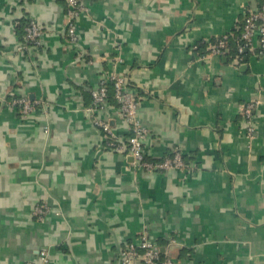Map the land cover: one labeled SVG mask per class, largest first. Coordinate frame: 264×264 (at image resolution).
<instances>
[{"label":"crops","instance_id":"1","mask_svg":"<svg viewBox=\"0 0 264 264\" xmlns=\"http://www.w3.org/2000/svg\"><path fill=\"white\" fill-rule=\"evenodd\" d=\"M260 4L91 0L72 45L65 0H0V264L42 250L50 264H123L143 233L177 264H264V51L209 52ZM30 20L42 42L20 51ZM114 73L138 94L147 157L181 152L184 170L147 172L108 149L95 119L127 138L119 103L89 108ZM14 98L42 104L25 117ZM255 101L250 137L242 108Z\"/></svg>","mask_w":264,"mask_h":264},{"label":"built area","instance_id":"2","mask_svg":"<svg viewBox=\"0 0 264 264\" xmlns=\"http://www.w3.org/2000/svg\"><path fill=\"white\" fill-rule=\"evenodd\" d=\"M91 0H65L66 11V33L72 45H77L79 36L77 24L82 16L89 12L88 3ZM243 31L240 40L243 45L239 47L237 62H242L241 56L247 48L253 49L254 42L264 51V0L256 9H249L242 24ZM240 28V27H239ZM43 31L40 25L30 20L25 26V43L19 46L24 51L29 46H39L42 42ZM229 35L221 37L217 44L210 47L209 52L214 55L227 56V41ZM112 83L115 100L119 103L120 112L128 125L129 136L125 139L119 137L108 122L101 118L95 119V125L100 128L105 136L107 147L117 154H125L133 158L134 165L147 172H162L169 169L184 170L186 165L182 159L181 152L166 158L160 162L150 161L145 150V141L149 136L148 129L143 126L138 117V94L130 87L128 80L120 74H110L103 78L99 86L91 91L93 102L89 108L91 114L102 111L108 103L107 84ZM10 106L18 108L19 112L26 116L32 114L35 108L40 107L41 101H30L26 98H14L9 102ZM260 102H249L242 108V114L247 121L248 135L252 137L255 133V113ZM50 209L45 205H38L33 210V216L38 220H44ZM123 264H177L170 256L163 253L160 247L146 233H143L137 242H131L122 254ZM28 264H50L47 250L39 253L38 262Z\"/></svg>","mask_w":264,"mask_h":264},{"label":"trees","instance_id":"3","mask_svg":"<svg viewBox=\"0 0 264 264\" xmlns=\"http://www.w3.org/2000/svg\"><path fill=\"white\" fill-rule=\"evenodd\" d=\"M242 31H243V26L241 24L240 28L238 30L234 31L232 34H229V39L227 41V57H228L229 61H233L234 59H236L239 56V47H241L243 45V41L240 40V36L242 34ZM249 52H250V48H247V50H245L241 56L244 58L245 56L249 55ZM107 87H108V92H109L108 102L111 100L115 101L114 100L115 97H114L113 84L108 83ZM174 155L175 154H171L167 158L173 157ZM182 159L185 162V159L183 156H182ZM149 160L153 161V162H160V161H154L151 159H149ZM161 161H163V160H161Z\"/></svg>","mask_w":264,"mask_h":264}]
</instances>
